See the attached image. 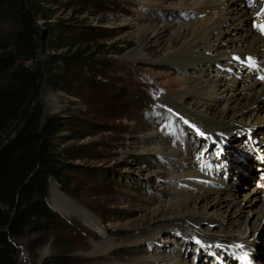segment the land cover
I'll list each match as a JSON object with an SVG mask.
<instances>
[{
	"label": "rangeland",
	"instance_id": "obj_1",
	"mask_svg": "<svg viewBox=\"0 0 264 264\" xmlns=\"http://www.w3.org/2000/svg\"><path fill=\"white\" fill-rule=\"evenodd\" d=\"M185 1L54 0L49 4L54 10L51 20L65 28L56 36L57 45L39 56L64 55L69 58V74L58 90L44 86L41 98L45 115L58 114L66 121L57 149L60 160L68 165V191H61L51 180L47 202L56 211L57 220L50 234L13 239L24 262L39 263L59 253L66 264H138L173 246L185 251L190 264H241L236 256L228 255L212 262V257L204 258L194 250V242L183 248L180 238L173 241L167 232L146 244H128L166 214L156 209L179 187L171 179L172 169L163 149L159 151L163 141L184 157L183 169L175 172L193 170L196 163H212L219 170L207 172V176L233 185L230 190L234 187L240 195L252 191L259 179L255 171L248 173L249 164L264 160L263 152L255 148L257 142L248 139L254 131L237 130L221 141L207 139L194 130L188 118L159 100L165 92L192 90L198 81L215 74L205 66L184 70L156 62L184 37L176 36L179 27L195 19L193 12L182 8ZM244 1L249 16L260 14L259 3ZM137 47L152 61L124 59ZM77 49L81 56L71 59ZM251 74L260 78L255 71ZM187 102L186 106H192V99ZM219 102L222 110L224 98ZM260 116L264 122V112ZM262 128L264 131V124ZM240 138L245 140L242 151L234 145ZM52 182L63 197L59 208L52 205L59 202ZM255 218L256 213L250 215L246 225L251 226ZM216 228L217 224L203 221L199 235L208 236V231ZM256 235L261 243H256L255 249L264 251V224L256 229ZM55 246L63 250L55 251Z\"/></svg>",
	"mask_w": 264,
	"mask_h": 264
},
{
	"label": "bare ground",
	"instance_id": "obj_2",
	"mask_svg": "<svg viewBox=\"0 0 264 264\" xmlns=\"http://www.w3.org/2000/svg\"><path fill=\"white\" fill-rule=\"evenodd\" d=\"M250 1L261 5V12L256 17L246 13L244 0L185 1L182 8L193 12L195 19L179 27L176 36L184 37L156 62L169 63L184 70L205 66L215 71V74L210 79L198 81L192 90L184 93L165 92L159 100L188 118L194 130L203 132L207 139L221 141L237 130H245L247 133L254 131L248 139L257 142L255 148L263 152L264 159V122L260 116L264 112V0ZM124 59L152 61L142 53L140 47L126 54ZM244 69L246 72L241 73ZM251 71L257 72L261 79H254ZM221 97L225 105L222 110L218 107ZM188 99H192V106L185 105ZM244 120L251 122L246 124ZM241 123L243 126H240ZM244 142V138H240L234 145L242 151ZM167 143L163 141L159 151L163 149L162 155L172 169V174L169 173L171 179L179 187L172 191L166 204L156 209L159 213L166 211V214L157 218L150 228H146L145 233L128 244H146L167 232L172 234L173 241L179 237L183 248L194 242V250L204 255V258L212 257V262L216 257L228 255L229 258L236 256L241 264L244 261L246 264H264V251L255 249L261 239L256 235V229L264 224V198L260 196L261 190L256 186L249 193L241 195L234 187L230 190L233 185L219 183L218 179L207 176V172L219 170L212 163H196L193 170L175 172L178 168L183 169L181 161L184 157L180 156L179 150L168 148ZM249 170L250 174L255 171L259 178L256 182H264V160L262 163H250ZM52 186L59 198V202L52 205L59 208L63 197L53 182ZM253 213H256L255 221L248 226L246 220ZM203 221L217 224L213 231L204 229L210 234L205 237L199 235ZM167 248H163V253H154L137 263H191L186 260L185 251L180 247ZM254 257L256 260H253Z\"/></svg>",
	"mask_w": 264,
	"mask_h": 264
},
{
	"label": "trees",
	"instance_id": "obj_3",
	"mask_svg": "<svg viewBox=\"0 0 264 264\" xmlns=\"http://www.w3.org/2000/svg\"><path fill=\"white\" fill-rule=\"evenodd\" d=\"M53 1L0 0V264H66L59 253L26 263L13 241L50 234L57 220L47 202L51 180L68 191V165L57 149L66 121L45 115L41 98L44 86L58 90L69 74V58L39 56L57 45L65 28L51 20ZM80 53L77 49L70 58Z\"/></svg>",
	"mask_w": 264,
	"mask_h": 264
},
{
	"label": "snow or ice",
	"instance_id": "obj_4",
	"mask_svg": "<svg viewBox=\"0 0 264 264\" xmlns=\"http://www.w3.org/2000/svg\"><path fill=\"white\" fill-rule=\"evenodd\" d=\"M262 31H264V29H262Z\"/></svg>",
	"mask_w": 264,
	"mask_h": 264
}]
</instances>
